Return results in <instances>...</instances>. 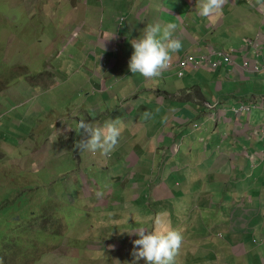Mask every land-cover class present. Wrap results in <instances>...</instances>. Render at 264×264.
Masks as SVG:
<instances>
[{
	"label": "rangeland",
	"instance_id": "rangeland-1",
	"mask_svg": "<svg viewBox=\"0 0 264 264\" xmlns=\"http://www.w3.org/2000/svg\"><path fill=\"white\" fill-rule=\"evenodd\" d=\"M47 1L52 2L48 7ZM100 7L96 2L93 10L99 14ZM79 8L71 0H0V249L6 247L0 264H132L138 228H189L195 220L199 232L201 223L216 215L205 201L212 195L207 186L220 175L206 169L211 151L199 140L206 136L204 130L179 133L161 127L172 119L162 105V91L179 93L178 80L187 83L189 74L179 78L169 70L176 67L168 65L158 77L138 74L135 81L122 83L129 97L123 117L117 101L106 100L92 84L81 88L80 75L93 77L81 43L96 22L83 28L86 18L80 19ZM92 14L90 10V19ZM131 100L139 101L136 108ZM129 106L136 116L126 112ZM151 116L157 117L161 133H179L175 154L172 138L161 141L158 131L147 143L148 137L138 132L140 118ZM110 119L119 121L121 135L109 155L77 147L75 141L86 139L79 121L98 127L100 120ZM52 124L72 138H59L63 130ZM181 164L190 168L184 171ZM176 165L183 169H173ZM137 166L148 175H134ZM189 170L201 181H183L180 174L187 177ZM167 188L168 196L156 195L161 190L163 196ZM181 196L198 198L196 210L184 206ZM177 208L190 221H180ZM159 211L170 217V226L162 225ZM157 218L160 225L154 223ZM254 219L264 225V214ZM10 237L15 243L9 244ZM217 259L223 264L226 258ZM195 263L211 264V259Z\"/></svg>",
	"mask_w": 264,
	"mask_h": 264
},
{
	"label": "crops",
	"instance_id": "crops-1",
	"mask_svg": "<svg viewBox=\"0 0 264 264\" xmlns=\"http://www.w3.org/2000/svg\"><path fill=\"white\" fill-rule=\"evenodd\" d=\"M96 2L101 6L99 14L93 10ZM73 3L80 5V19L86 18L83 28L88 21L96 22L85 32L81 43L83 48H87V64L93 73V77L86 76V79L80 75L81 88L92 84L94 91L106 100L111 103L117 101L119 111L129 100L127 86L121 84L135 81L138 76L128 68L134 51L132 42L143 36L148 25L177 26L174 36L181 40L182 48L172 55L170 61L201 54H212L216 58L218 53L212 52L215 48L221 51L236 49L233 61L216 70L202 68L196 73L187 70L188 82L178 80L179 93L166 95L162 91L166 96L162 105L172 114V119L161 123V127L166 126L165 129L179 133L190 132V128L195 129L194 134L204 130L206 136L199 140L206 150L211 151L210 160L206 159V169L220 175L214 183L208 182L207 188L212 195L205 201L216 215L202 222L204 225L199 232L195 228L200 224L195 220L189 228L172 225L183 237L175 264H196V261L209 259L211 264H218L219 255L226 258L223 264H264V225L254 219L255 215L264 214V68L251 73L243 67L250 58L253 59L252 64L264 66V0H226L219 13L208 17L197 15L199 0H92V4L90 0H74ZM90 10L93 12L91 19ZM256 38L262 42L260 50L254 51L247 46ZM169 70L171 73L176 71L178 75V69ZM162 94L158 96V102ZM138 103L131 100L134 108ZM241 105H251L252 112L238 113ZM131 106L126 112L135 115ZM121 113L124 117L123 111ZM140 119L144 121L138 132L143 133L144 138L148 137L147 143L153 133L159 131L161 141L168 137L173 139L172 152L176 153L174 143L179 137L178 132L161 133L157 117ZM149 119H155V125H148ZM104 121L100 120L98 127L103 126ZM51 127L62 129L57 124ZM58 137L71 139L72 135L62 131ZM79 142L77 140L75 144ZM181 165L184 171L190 168L188 164ZM164 166L162 164L161 168ZM183 168L176 165L173 169L179 171ZM187 173V177L180 174L183 181H201L195 171ZM133 174L139 177L148 175L140 166L134 168ZM261 178L263 184H259ZM177 185L180 186V181ZM162 190L163 196L158 195L161 190L156 192L159 198L171 192L169 188ZM182 190L187 191V188ZM179 199H185L183 205H187L191 212L196 210L198 198L181 196ZM199 208L203 209L202 205ZM177 212L182 217L180 221H190L189 215L180 213L178 208ZM156 214L157 217L163 215L162 225L170 226L169 216L162 211ZM206 253L208 256L202 259Z\"/></svg>",
	"mask_w": 264,
	"mask_h": 264
},
{
	"label": "clouds",
	"instance_id": "clouds-1",
	"mask_svg": "<svg viewBox=\"0 0 264 264\" xmlns=\"http://www.w3.org/2000/svg\"><path fill=\"white\" fill-rule=\"evenodd\" d=\"M73 1L71 0L72 3ZM225 2L226 0H199L197 15L200 17H208L212 14L219 13ZM51 4V1H47V7ZM73 6L76 8L78 5L73 3ZM176 29L177 26L175 24H169L166 27H162L160 24L148 25L144 29L143 36L132 42L134 51L128 63L129 71L132 74H139L144 78H154L160 76L161 72L169 65L176 67L178 69V75L182 78L187 70H196L193 68L182 69L178 65L181 60L188 56H194L196 58L205 56L212 62L221 61V65L216 68L210 65L198 68L216 70L224 63L232 62L234 55H236V49L234 48L230 51H224V49L221 51L215 48L212 52L215 54L218 53L216 58L212 54L208 56L206 54L187 55L178 61L172 62L170 61L172 55L179 52L182 48L181 40L174 36ZM257 42L258 47L255 49L254 45ZM261 42L260 38L252 39L247 47H252L254 51L260 50ZM232 51H234L233 57L229 62H226L220 52L226 53ZM247 61L251 62L253 59L250 58ZM180 71H183L182 75H180ZM78 128L86 135V139H82L77 147L81 150L99 152L102 156L109 155L115 149L121 135V129L114 121H108L103 126L91 127L87 122L81 120L78 122ZM53 129L62 130L57 127ZM154 223L160 225L161 220L157 218ZM134 232L138 236V239L133 241L134 252L132 264H138L141 259L145 264H175V257L178 254L183 239L179 230L170 227H156L152 231L145 228H138Z\"/></svg>",
	"mask_w": 264,
	"mask_h": 264
},
{
	"label": "built area",
	"instance_id": "built-area-1",
	"mask_svg": "<svg viewBox=\"0 0 264 264\" xmlns=\"http://www.w3.org/2000/svg\"><path fill=\"white\" fill-rule=\"evenodd\" d=\"M255 49H257L258 47V42L256 43ZM233 52H226V53H221L220 54L223 56V59L226 62H229L231 60V58L233 57ZM178 65H180L182 67V69L185 68H193V69H198L200 67H203L205 65H210L214 68L218 67L219 65H221V61H216V62H212L210 60H208L205 56H202L200 58H196L194 56H188L186 58H184L183 60H181ZM264 66H260L258 65V63L252 64L250 61H246L244 63V68L246 71L251 72V73H258L262 70ZM183 74V71H180V75ZM252 106L251 105H241V107H239L237 109L238 113H241L243 111L246 112H250L252 110Z\"/></svg>",
	"mask_w": 264,
	"mask_h": 264
},
{
	"label": "trees",
	"instance_id": "trees-1",
	"mask_svg": "<svg viewBox=\"0 0 264 264\" xmlns=\"http://www.w3.org/2000/svg\"><path fill=\"white\" fill-rule=\"evenodd\" d=\"M13 203H16V202H13ZM12 203V204H13ZM16 205H17V203H16ZM5 214V216H7V215H9L10 214V212H8V213H4ZM9 244H11V243H15V240H13L11 237H10V239H9ZM7 244V243H6ZM6 244H4V245H6ZM3 245V244H2ZM2 249V250H1ZM0 250V256H3V253H4V251H5V249H6V247L5 246H3L2 248H1Z\"/></svg>",
	"mask_w": 264,
	"mask_h": 264
},
{
	"label": "flooded vegetation",
	"instance_id": "flooded-vegetation-1",
	"mask_svg": "<svg viewBox=\"0 0 264 264\" xmlns=\"http://www.w3.org/2000/svg\"><path fill=\"white\" fill-rule=\"evenodd\" d=\"M17 204H18V202H16ZM15 217H13V219H14ZM30 226H32V225H30Z\"/></svg>",
	"mask_w": 264,
	"mask_h": 264
},
{
	"label": "water",
	"instance_id": "water-1",
	"mask_svg": "<svg viewBox=\"0 0 264 264\" xmlns=\"http://www.w3.org/2000/svg\"><path fill=\"white\" fill-rule=\"evenodd\" d=\"M17 219H20V217H18Z\"/></svg>",
	"mask_w": 264,
	"mask_h": 264
},
{
	"label": "bare ground",
	"instance_id": "bare-ground-1",
	"mask_svg": "<svg viewBox=\"0 0 264 264\" xmlns=\"http://www.w3.org/2000/svg\"><path fill=\"white\" fill-rule=\"evenodd\" d=\"M209 54V53H208ZM235 110V109H234ZM244 114V113H243Z\"/></svg>",
	"mask_w": 264,
	"mask_h": 264
}]
</instances>
